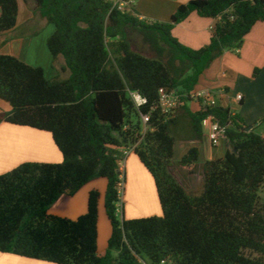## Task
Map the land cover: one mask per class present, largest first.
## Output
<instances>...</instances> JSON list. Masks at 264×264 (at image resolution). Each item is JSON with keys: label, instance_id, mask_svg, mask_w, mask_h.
<instances>
[{"label": "trees", "instance_id": "obj_1", "mask_svg": "<svg viewBox=\"0 0 264 264\" xmlns=\"http://www.w3.org/2000/svg\"><path fill=\"white\" fill-rule=\"evenodd\" d=\"M32 1L34 14L55 25L47 42L53 62L63 57L70 74L47 78L42 67L0 54V99L11 106L0 122L50 132L63 161L24 162L0 174V252L56 264H264V136L246 131V120L230 107L200 101L193 112L187 106L205 70L226 51H238L264 21V0H190L169 22L141 19L134 5L122 11L111 0ZM0 9V34L14 30L19 0H0ZM194 12L215 20L210 42L199 49L172 34ZM132 31L155 57L132 48ZM160 89L187 95L179 109L195 144L178 161L180 180L170 171L178 112L153 110L140 134V114L158 103ZM130 90L148 104L137 108ZM210 115L226 126L232 145L218 159H204L199 145ZM138 141L134 151L154 179L162 214L120 219L121 149ZM198 171L202 186L190 191L189 175ZM96 178L108 181L105 208L112 224L103 254L98 190L76 219L50 212L63 195L74 196Z\"/></svg>", "mask_w": 264, "mask_h": 264}, {"label": "crops", "instance_id": "obj_2", "mask_svg": "<svg viewBox=\"0 0 264 264\" xmlns=\"http://www.w3.org/2000/svg\"><path fill=\"white\" fill-rule=\"evenodd\" d=\"M189 1L190 0H135L134 6L137 16L141 19L150 22H169L178 7ZM214 21L215 20L212 18L202 17L194 12L182 22L176 24L172 30V34L184 45L199 49L210 42ZM16 28L13 31H15ZM14 37L15 36L11 38ZM0 40H3L1 36ZM21 45L25 46L24 43ZM18 53L19 54H16V56L26 61L23 58L25 54L22 51ZM55 65L57 69L63 71V76L61 74L62 77L69 76L68 72L64 70L63 57H58ZM257 68H261V71L257 76H254V71ZM55 75H58V73H55ZM195 89L210 90L212 93L216 94L219 104L230 107L234 114H239L246 120L248 125H252L251 130L258 132V129L264 125V21L257 22L254 25L252 30L246 35L243 46L238 51H226L221 57L217 58L202 74ZM238 94L243 95L240 101L236 98ZM187 106L193 112L201 108L200 101L197 99L188 101ZM0 109L1 111H9L11 108L5 105L4 108L0 107ZM178 115L180 117V124L188 128L190 125L188 123L187 114L179 109ZM203 132L204 143L207 139L210 141L208 128L203 127ZM258 133L264 136V128ZM179 141L177 140L176 153L178 152ZM182 142L183 144H181V149L179 150V156L181 157L191 147L188 145V142L194 143V141L187 138L186 140H182ZM227 149L230 148L225 147V151ZM202 154L204 159H211L205 157L203 148ZM29 161L60 163L63 161V155L56 146L50 132L1 121L0 174H4L18 165ZM124 161H126L125 165H127V161H130V159L128 160L125 158ZM138 162V158L134 157L133 164H136L134 165L135 167L132 166L131 169L136 168ZM138 171L143 172L141 163L139 164ZM196 174L197 173L189 175V185L187 189L190 191L200 190L199 186L194 185ZM106 184L105 178L91 180L74 196L63 195L50 209L52 214L76 219L87 211L88 194H90L92 190H98L100 192L98 219V252L100 254L106 252L108 240L112 233V227L109 225V221H105L106 215L103 209ZM78 196L80 197L76 199ZM118 211L120 212L119 209ZM129 217H136V215L131 214ZM0 264L56 263L27 258L13 253L0 252Z\"/></svg>", "mask_w": 264, "mask_h": 264}, {"label": "rangeland", "instance_id": "obj_3", "mask_svg": "<svg viewBox=\"0 0 264 264\" xmlns=\"http://www.w3.org/2000/svg\"><path fill=\"white\" fill-rule=\"evenodd\" d=\"M19 3H20V14L18 18V27L16 28L15 31L12 30L0 34V36L3 39L0 40V54H11L16 56V54H19L18 53L19 51H22L25 54L24 55L25 57L23 58L26 60V62L33 66L42 67L45 70V75L47 78H53V76H56L55 73L62 74L63 76V71L57 69L55 62H53L52 54L50 53L47 45L49 37L55 31V25L48 23L39 14H34L33 8L31 7L34 6L32 0H19ZM13 36L15 37L11 38ZM130 40H131L132 48L135 51H138L150 57L156 56V54L150 49L149 45L145 43V41L143 40V36L137 31H132L130 33ZM22 43H24L25 46L21 45ZM165 58H167V55L165 56ZM67 72L69 75L70 71L67 70ZM5 105L11 108L10 104L0 99V107L4 108ZM2 112H7V111H1L0 109V113ZM177 112H179V109H177L172 113L173 116ZM263 128L264 125L260 129L257 128L258 132H260ZM173 134L175 135L177 140L180 141L178 142V152L176 153L175 159L171 164L170 171L177 179H179L180 172L178 167L179 165L178 161L182 158L181 156H179V150L181 149V144H183L182 140H186L187 138L191 139L190 126H188L187 128L181 124L177 125L173 128ZM194 144L195 142L194 143L188 142L189 146H192ZM199 145L201 146V148H203V151H205V157L211 159H218L223 157L225 154V147L226 148L232 147L226 136L220 137L219 140L215 141V143L210 142L209 139H207L205 143L202 140L199 143ZM134 157H137L139 162L137 163L138 165L136 166V168L131 169V167L132 166L135 167L134 165L136 164V163L133 164ZM122 158L123 159L127 158L128 160L130 159V161H127V165H125L126 161H123L120 166L122 172L120 203L118 204V209L120 210V212L118 211V215L120 219L125 218L128 220V219L141 218L152 215H161L162 208L160 205L159 197L157 194L155 182L152 175L143 165V163L141 162L139 156L136 154L135 151L130 152V154L127 157L123 155ZM140 163L142 165L143 172L138 171V167ZM194 180H195L194 185L199 187L202 186L203 178L201 171L197 172ZM106 182L107 184L105 186L104 194H106V190H107V185H108L107 179ZM79 197L80 196H78L76 199H78ZM262 200L264 201V188L262 190ZM103 209L106 215L105 221H109V225L112 227V224L106 213L105 198H104ZM131 214L136 215V217L130 218L129 216H131Z\"/></svg>", "mask_w": 264, "mask_h": 264}, {"label": "built area", "instance_id": "obj_4", "mask_svg": "<svg viewBox=\"0 0 264 264\" xmlns=\"http://www.w3.org/2000/svg\"><path fill=\"white\" fill-rule=\"evenodd\" d=\"M119 10L125 11L126 9L131 8L134 5L135 0H111ZM225 74V73H224ZM135 105L137 108H140L146 104H148V100L144 97L139 91H129ZM159 100L156 105L151 106V109L148 112H141V121L143 124V128L140 131L141 135H145L148 130V123L151 119V113L155 109H160L164 114L170 115L180 107L185 104L184 97L186 94L180 93L176 89H160L159 91ZM191 99H197L203 103V105L215 106L218 105V99L216 94L212 93L210 90H193L190 93ZM236 98L240 101L243 98L242 94L236 95ZM204 127L208 128V134L211 142L219 140L220 137L225 136L226 126L220 124V122L214 118L212 115L205 118L202 122ZM142 140V138L140 139ZM138 141L134 146L129 148L121 149L123 155L126 157L130 154V152L134 151L135 147L139 144ZM213 144V143H212ZM123 158L119 160V164L121 166ZM165 264V263H163Z\"/></svg>", "mask_w": 264, "mask_h": 264}, {"label": "water", "instance_id": "obj_5", "mask_svg": "<svg viewBox=\"0 0 264 264\" xmlns=\"http://www.w3.org/2000/svg\"><path fill=\"white\" fill-rule=\"evenodd\" d=\"M252 129V125H248V127L246 128V131H250Z\"/></svg>", "mask_w": 264, "mask_h": 264}]
</instances>
